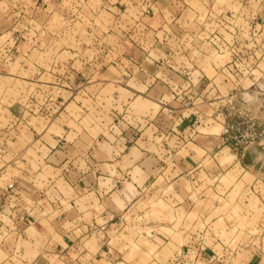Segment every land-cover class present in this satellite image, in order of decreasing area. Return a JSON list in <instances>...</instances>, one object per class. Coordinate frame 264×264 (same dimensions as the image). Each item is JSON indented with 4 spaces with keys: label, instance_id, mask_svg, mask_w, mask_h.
I'll return each mask as SVG.
<instances>
[{
    "label": "rangeland",
    "instance_id": "374dc122",
    "mask_svg": "<svg viewBox=\"0 0 264 264\" xmlns=\"http://www.w3.org/2000/svg\"><path fill=\"white\" fill-rule=\"evenodd\" d=\"M158 1L0 0L1 51L4 52L6 49L3 44L9 42L7 40L9 36L13 38L7 45L11 51L16 46L19 49L20 42L25 37L26 40L36 38L38 40L35 51L37 61L42 64L41 68L46 72V74L42 72L38 75L41 79L37 82L34 80L36 74L22 73L20 77H16L13 73L15 67L11 68L9 73L6 72L5 66L2 65L0 68V264H5L6 261L11 264L18 263L16 254H19L22 249L26 250V254L32 253L31 255L35 256L37 250L32 251V249H38L41 245L44 247L43 242L51 236H54V242L62 239L55 234L54 226L50 225V227L48 221H42L39 224L36 221L38 215L44 218L49 211L47 198H62V192L65 191L62 182L58 187L50 188L51 181H48L52 176L50 168L41 170L36 161L37 151L44 150L40 157H44L48 152L41 142L46 143L45 141L48 140L54 144V141L49 140V134H45L53 115L48 113L45 105L49 98L57 93L50 85H54L52 82L55 79L54 76L61 78V80L56 79L61 83L65 81L66 75V73L49 70L48 63L53 61L47 55L57 53L59 58L56 62H62L69 55L68 51L82 54V61L87 66V70H84L87 79L84 80L86 88L77 96V99L83 98V112L77 111L76 106L72 107L73 104L69 108L71 113L76 112L77 117L81 114L83 125L90 128L92 134L98 133V128L95 126L96 120L100 121L102 118L104 124L111 121L109 116L112 111L110 102L112 97L109 96L107 99V95H111L114 89L107 84L103 91L96 92L94 84L110 82L112 77L110 72L114 71V68H106L117 56L114 52L123 49L121 46L124 44H121L120 39H130L129 45H131L130 42L142 45L141 41L145 39L143 45H146L148 36H144L146 29L142 18L148 16L153 18L152 10L160 4H157ZM174 1L176 0H172ZM236 1L246 3L244 12L247 16L248 13L254 15L257 12L264 18V4L260 6L264 0ZM191 2L196 3V6L190 5ZM213 2L217 5L230 2L228 8L233 7L230 5L232 0H183L181 3L188 7L183 16L179 14L180 16L176 17L177 10L174 9L171 12L167 11L166 18L163 17V19L176 17L177 20L180 17L176 23L182 28L190 19H193L194 23L197 18L201 20L205 12L202 8H208V3L211 7ZM256 5L259 7L255 8ZM218 6L213 8L216 10L215 15L219 13ZM210 7L209 11H213ZM223 14L226 15V11H223ZM160 16L162 15L158 13L156 20L160 19ZM194 23H191L189 28L192 32L198 31L200 34L205 26H202V23L193 25ZM223 25L220 24L222 30L220 28L211 36H192L194 41L190 38V44L195 46V43L200 41L199 37L208 41L209 44L205 42L207 45H202V50L209 52L207 67L205 66L208 74L213 73L211 62L220 66L229 61L226 65H233L234 69L231 72L235 76H241L239 79H245V76H249L262 60L264 36H249L245 39L246 41L241 42L236 36L234 24L226 28ZM165 30L169 34L170 41L165 46L167 49L171 47L172 50L169 52L172 55L176 52L182 38L179 36L180 31L173 29L171 24L165 26ZM224 30L229 32L230 36H222L226 33ZM157 32L154 30L152 32L154 34H150L157 36ZM155 39L159 42L160 36ZM114 47L117 50H113ZM223 54L226 57L222 56ZM10 57L1 54L0 60L2 58L4 62L9 61ZM166 61L168 60L161 58L162 63L159 65L162 66ZM262 62L260 67L264 68V60ZM14 66H18V63ZM103 68L106 70H102ZM94 70L103 71V73L94 76ZM199 93L201 92L195 89L185 96L187 99L185 109H189L188 113L192 112L193 107L196 106L193 102L199 97ZM254 95L252 93L251 96L243 97L248 103L240 100L246 105H236L233 102L220 106L216 110L217 123L210 119L198 127L201 132L212 131L218 134L222 131L225 142L217 146L211 156L214 157L216 165L220 166L219 169L215 165L216 170L212 176L207 177L202 173L199 178L204 181L203 186L209 184L216 187L215 193L210 190V196L214 198L227 196L226 200H221L220 205H216L215 223L210 228V232L215 234L205 233L207 226L212 223L211 218L194 224L195 221L191 215L180 211L175 212L173 202L164 201L163 198H197L201 190V188L193 187V181L196 178L184 174L176 175L174 172L172 174L170 172L172 164H169V168L157 175L158 179L153 180L143 195H140L139 198L144 199L137 210L141 211L143 216L125 218L120 243L122 253L118 258L120 264L126 262L131 264H199L203 262L206 264L213 254L215 259L221 255L224 256V253L231 255L233 249L236 250L241 244H252L256 241L261 224L264 226V220H261L264 216V204L256 198V195L260 193L259 185L264 182V103L261 107L250 105ZM169 97L165 95V98ZM260 97L264 102V94H259L257 99ZM137 99L141 101V104L136 102L134 104L138 114L153 116L158 112L159 107L148 102L146 97L140 96ZM101 101L106 105L102 107V114L100 111L96 112V105ZM113 110L122 112V108ZM62 122L64 121L60 118L57 119L55 125H51L49 132L60 133ZM226 126H233L229 140L223 133ZM56 127H59L58 130ZM251 167H255V170L252 171ZM9 184H14V188L9 189ZM6 198H22V201L8 199L12 201L5 204L7 206L4 209ZM35 198L45 200L38 203ZM11 212L17 216L9 215ZM223 212L225 215H227L226 212L228 213L227 217H221L225 216ZM140 222L150 228L143 230L136 227ZM32 240H34L33 243ZM212 242L218 248L211 245ZM229 244L231 245L229 250H220L223 245ZM91 249L96 251L97 248L92 246ZM14 252H16L15 255ZM10 256H14L11 261L8 260Z\"/></svg>",
    "mask_w": 264,
    "mask_h": 264
},
{
    "label": "crops",
    "instance_id": "0c3cea01",
    "mask_svg": "<svg viewBox=\"0 0 264 264\" xmlns=\"http://www.w3.org/2000/svg\"><path fill=\"white\" fill-rule=\"evenodd\" d=\"M181 1L183 0L174 2L159 0L158 7L152 10L153 18L150 16L146 17L147 19L142 18L146 29L144 36H148L145 46L143 45L145 39L141 41L142 45L131 42L129 45L130 39H120L121 44H124L121 46L123 49L114 52L117 56L106 68H114V71L110 72L112 75L110 82L94 84L96 92L103 91L107 84L114 89L111 95H107V99L109 96L112 97L110 101L112 111L109 116L111 121L104 124L102 118L100 121L96 120L98 133L92 134L90 128L83 125L81 114L77 117L76 112L71 113L69 108L73 104L72 107L76 106L77 111L83 112V98L77 99L86 88L84 80L87 78L84 70H87V66L82 61V54L68 51L69 55L64 62H56L59 58L57 53L47 55L53 61L48 63L49 70L66 75L65 81L61 83L56 81L61 78L54 76L55 79L52 80L54 85H50L57 93L52 95L45 105L48 113L53 114L45 134H49V140L54 141V144L46 139V143L41 142L48 152L44 157H40L44 150L37 151L36 161L41 170L50 168L52 174L48 180L51 181L50 188L63 183L65 191H61L62 198H47L49 211L44 218L38 215L36 221L38 224L48 221V225H53L55 234L62 239L54 242V236L49 237L43 242L44 247L41 245L38 249H32L37 250L35 256L31 255L32 253L26 254V250L22 249L16 254L18 259L16 264H120L118 258L122 253L120 243L125 218L143 216L137 208L144 198L139 197L153 180L158 179L157 175L169 168V164H172L170 171L172 174L174 172L176 175L184 174L196 178L193 187L201 190L197 198H163L164 201L173 202L175 212L191 215L194 224L211 218L212 223L207 226L205 233L215 234L210 232V228L215 223L216 205H220L221 200H226L227 196L224 198L210 196V190L215 193L216 187L209 184L203 186L204 181L199 178L202 173L209 177L215 172L216 162L211 156L214 149L225 142L222 131L218 134L212 131L201 132L198 127L210 119L217 123L216 110L220 106L233 102L236 105H246L240 100L248 103L243 97L251 96L252 93L255 95L252 96V104H249L255 107L263 106V99L261 97L257 99V96L264 94V68L260 67L264 54H261L262 60L256 65V69L249 76H245V79H239L241 76H235L231 72L234 68L233 65H226L229 61L220 66L211 62L213 73L208 74L205 66L207 67L209 52L202 50V45L209 44L208 41L199 37L200 41L193 46L190 40L194 41L192 36H211L220 28L223 29L220 24H224L225 28L234 24L236 36L244 42L249 36H264V18L257 12V15L248 13L247 16L244 12L246 3L243 1L232 0L230 4L232 8H228L230 2L227 4L223 2L221 5L219 3V6L213 2L211 7L208 3V8H202L205 12L201 20L197 18L194 23V20L190 19L183 26L185 28H181L176 23L180 17L177 20L175 18L179 14L183 16L188 10ZM262 4L264 3H260V6ZM190 5L196 6V3L191 2ZM215 6H218V15H215L216 10H213ZM209 7L213 11H209ZM174 9L177 10L176 17L163 19L166 18L167 11L171 12ZM223 11H226V15ZM158 13L162 16L156 20ZM191 23H194L193 25L202 23L205 27H201L202 31L199 34L198 31L192 32L189 28ZM168 24H171L173 29H178L182 38L172 55L169 52L172 50L171 47L167 49L165 46L170 42L169 34L165 32V26ZM154 30L158 31L156 35L160 36L159 42L155 39L157 36H151ZM224 31L226 33L222 36H230L229 32ZM186 38L187 42L184 43ZM12 39L9 36L7 39L9 42L3 44V47H6L4 52L0 49V55L11 56L10 60L5 62L1 58L0 68L2 65L5 66L6 72L9 73V70L15 67L13 73L16 77H20L22 73L36 74L34 80L38 82L41 79L38 75L42 72L46 74L41 68L42 64L37 61L35 51L38 40L36 38L26 40L25 37L20 42V48L16 46L11 51L7 45ZM195 40L197 41V38ZM113 50L117 48L114 47ZM161 58L168 60L162 66L159 65L162 63ZM17 63L18 66H14ZM114 63L116 65H113ZM102 73L103 71L94 70V76ZM195 89L201 93L193 102L196 106L190 114L189 109H185L187 101L185 96ZM165 95L170 97L165 98ZM140 96L146 97L148 102L159 107L155 115L138 114L134 104L135 102L141 104L137 99ZM104 106L106 105L101 101L96 105V112L100 111L102 114ZM115 108H122V112L113 110ZM59 118L64 121L62 129H59L60 133L49 132L51 125H55ZM58 128L56 127L57 130ZM216 167L219 169L220 166ZM251 170H255V167H251ZM259 187L260 193L256 198L264 204V182ZM8 199L22 201V198H6L4 209L7 206L5 204L12 201ZM35 199L38 203L45 200ZM223 214L225 215L224 212ZM226 214L228 215L227 212ZM9 215L17 216L13 212ZM261 220H264V216ZM261 225L258 237L252 244H241L236 250L233 249V254L224 253V256L221 255L222 257L219 256L217 259L213 254L206 264H264V226ZM136 227L143 230L150 228L142 222ZM211 245L218 248L213 242ZM92 246L97 248L96 251L91 249ZM230 247V244L223 245L220 250L227 251ZM12 257L10 256L8 260L11 261ZM5 264L11 263L6 261Z\"/></svg>",
    "mask_w": 264,
    "mask_h": 264
},
{
    "label": "built area",
    "instance_id": "2783aa9c",
    "mask_svg": "<svg viewBox=\"0 0 264 264\" xmlns=\"http://www.w3.org/2000/svg\"><path fill=\"white\" fill-rule=\"evenodd\" d=\"M18 39V38H17ZM233 131V126H226V128L223 130L224 135L227 137V140H229L230 133ZM9 189L14 188V184H9L8 186Z\"/></svg>",
    "mask_w": 264,
    "mask_h": 264
}]
</instances>
